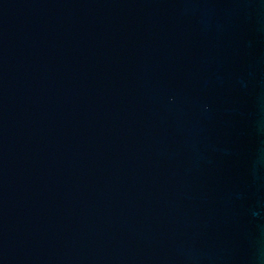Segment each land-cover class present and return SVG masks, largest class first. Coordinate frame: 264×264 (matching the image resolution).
<instances>
[{"label": "water", "instance_id": "95a60500", "mask_svg": "<svg viewBox=\"0 0 264 264\" xmlns=\"http://www.w3.org/2000/svg\"><path fill=\"white\" fill-rule=\"evenodd\" d=\"M0 264H264V0H0Z\"/></svg>", "mask_w": 264, "mask_h": 264}]
</instances>
